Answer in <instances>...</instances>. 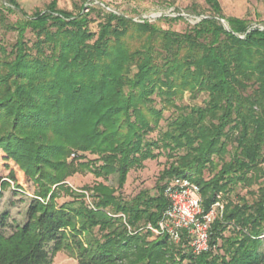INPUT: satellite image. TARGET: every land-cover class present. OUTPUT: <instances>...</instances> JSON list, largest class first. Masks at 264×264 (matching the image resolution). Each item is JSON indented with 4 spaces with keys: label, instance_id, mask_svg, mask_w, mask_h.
Instances as JSON below:
<instances>
[{
    "label": "trees",
    "instance_id": "trees-1",
    "mask_svg": "<svg viewBox=\"0 0 264 264\" xmlns=\"http://www.w3.org/2000/svg\"><path fill=\"white\" fill-rule=\"evenodd\" d=\"M204 1L209 15L183 31L160 25L181 16L135 21L101 3L72 13L52 0L31 15L0 4V153L36 187L24 224L6 235L0 223V264H51L64 249L77 264H264V30ZM160 152L156 193L125 200L130 169ZM79 170L102 182L73 189ZM174 177L199 186L205 211L224 201L200 254L145 229ZM9 181L20 188L10 171L0 189Z\"/></svg>",
    "mask_w": 264,
    "mask_h": 264
},
{
    "label": "rangeland",
    "instance_id": "rangeland-1",
    "mask_svg": "<svg viewBox=\"0 0 264 264\" xmlns=\"http://www.w3.org/2000/svg\"><path fill=\"white\" fill-rule=\"evenodd\" d=\"M16 1L27 15H31L35 11L45 10L52 0ZM217 2L225 18L244 20L251 27L258 26V28H264V0H217ZM2 3H5V0H0V4ZM99 3L101 5L106 4L108 11L124 14L135 21L146 19L153 22L162 15L170 18L181 16L183 20L160 23L161 27L174 31H183L197 23L199 16L209 15V10L204 0H56L58 9L72 13H76L82 5L85 8ZM83 12H86V10L83 9ZM193 12L199 13V16H196ZM10 19H14V16H10ZM223 22L227 27V23ZM92 27H95V24H92ZM3 38L7 42L12 43L14 41L13 34L4 35ZM205 98L206 95L202 94L196 100H191L189 94H185L181 104L203 105ZM170 115L171 111L163 113V119L159 122L156 131L149 135L150 138L156 139L157 134L166 129V123ZM157 152L158 150L155 153ZM93 159L94 156L87 154L85 161ZM169 162L167 154L160 152V155L155 160H147L141 167L131 168L120 194L125 200L133 198L143 190H148L150 194H155L157 179L161 172L168 167ZM10 171H14L17 184L20 188H17L13 182L9 181V186L6 189H0V223L3 222L5 224L6 228L3 230V233L6 235L10 234L16 226L24 224L28 204L35 197L36 191L33 183L27 181L22 172L12 162H6L0 153V179L8 177ZM205 177H208V172H206ZM97 182H102V180L95 178L88 170H79L66 181L68 186L77 191L83 187L92 186ZM104 184L116 188V176H110ZM238 193L242 195L245 192L238 190ZM67 200V196H62L57 199V202L63 203ZM3 217H5L4 221H2ZM51 247L52 245L49 244L46 249L50 251ZM51 260V264H77L76 259L65 249L57 252Z\"/></svg>",
    "mask_w": 264,
    "mask_h": 264
},
{
    "label": "built area",
    "instance_id": "built-area-1",
    "mask_svg": "<svg viewBox=\"0 0 264 264\" xmlns=\"http://www.w3.org/2000/svg\"><path fill=\"white\" fill-rule=\"evenodd\" d=\"M164 195L168 208L156 227L148 224L145 229L155 236L166 235L175 244H184L194 254L207 251L210 226L222 216V196L216 195L214 203L205 211L199 186L185 177L170 179L165 184Z\"/></svg>",
    "mask_w": 264,
    "mask_h": 264
},
{
    "label": "water",
    "instance_id": "water-1",
    "mask_svg": "<svg viewBox=\"0 0 264 264\" xmlns=\"http://www.w3.org/2000/svg\"><path fill=\"white\" fill-rule=\"evenodd\" d=\"M199 18V20L198 21H200L201 19H204L205 17H203V16H199L198 17ZM220 22L224 25V22H223V20H220ZM224 27H226L225 25H224Z\"/></svg>",
    "mask_w": 264,
    "mask_h": 264
}]
</instances>
